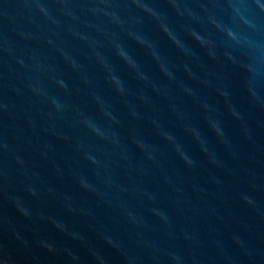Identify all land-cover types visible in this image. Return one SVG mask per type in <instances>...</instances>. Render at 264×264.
Instances as JSON below:
<instances>
[{
	"label": "water",
	"instance_id": "1",
	"mask_svg": "<svg viewBox=\"0 0 264 264\" xmlns=\"http://www.w3.org/2000/svg\"><path fill=\"white\" fill-rule=\"evenodd\" d=\"M0 264H264V0H0Z\"/></svg>",
	"mask_w": 264,
	"mask_h": 264
}]
</instances>
